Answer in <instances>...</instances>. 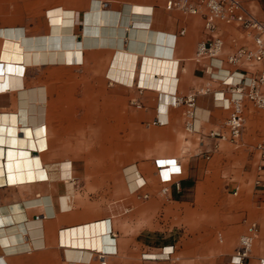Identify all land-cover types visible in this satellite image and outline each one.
I'll list each match as a JSON object with an SVG mask.
<instances>
[{
	"label": "crops",
	"instance_id": "crops-1",
	"mask_svg": "<svg viewBox=\"0 0 264 264\" xmlns=\"http://www.w3.org/2000/svg\"><path fill=\"white\" fill-rule=\"evenodd\" d=\"M166 1L0 0V62L1 45L13 40L20 45L28 38L37 44L60 34L62 48L73 47V41L87 42L79 61H34L31 49L25 50L24 87L0 90L4 92L0 94V126L12 128L16 136L14 143L0 141V175L5 179L0 182V264L1 260L5 264H234L223 259L237 244L219 243L223 238L216 239V224L237 225L239 234L252 233L257 226L259 232L243 264H263L264 160L255 144L264 138V108L244 101V128L236 141L212 133L217 129L227 133L224 120L229 110L220 107L216 97L228 96L229 86L219 77L211 78L204 64L192 58L197 43L210 37L201 15L167 8ZM241 1L264 20V0ZM216 32L223 39V54L252 43L251 35L235 24L218 21ZM76 73L84 81L102 83L99 128L132 130V149L126 155L121 137L108 142L114 146L115 166L133 162L121 168L126 184L108 193L80 187L75 180L78 162L86 158L75 152L70 133L76 122L73 106L67 103L70 92L58 86L73 80ZM219 74L226 71L220 69ZM206 87L196 94L195 127L189 130L185 104L174 103V95L183 97ZM140 129L151 130L141 142ZM182 129L190 135L177 152L170 147L176 141L173 131ZM140 144L150 147L139 153ZM155 158L165 163L157 172ZM59 161L62 178L54 166ZM178 164L181 172L166 183L168 202L221 208L225 219L214 216L179 236L140 232L138 219L125 215L136 206L139 196L135 194L144 191L156 197L148 176L169 178ZM235 171L244 177L237 206L228 201L239 191L235 185L239 181L232 179ZM137 173L145 184L134 191L140 180L135 179ZM124 201L133 202L126 205L125 214L107 212V202L122 207ZM92 237L102 248L89 245Z\"/></svg>",
	"mask_w": 264,
	"mask_h": 264
},
{
	"label": "rangeland",
	"instance_id": "rangeland-1",
	"mask_svg": "<svg viewBox=\"0 0 264 264\" xmlns=\"http://www.w3.org/2000/svg\"><path fill=\"white\" fill-rule=\"evenodd\" d=\"M74 77L73 80L64 81V83L60 84L58 87L68 89L70 92L67 103L73 106L74 118L76 121L74 123L75 127L70 130V133L74 137L75 152L82 154L86 158L85 161L82 160L78 162L81 166L75 173V180L78 181L77 185L80 187L86 185L88 190H106L103 192L108 193L109 189H112L114 186L121 183L123 185L126 184L121 168L122 166L125 167L133 163L131 160H127L123 162L124 164L122 166H115V162L112 160L113 153H115L113 149L114 146H111L108 142L113 140L116 136L121 137L124 142L122 152L126 155V153L130 152L132 149V130L114 128L100 129L98 110L100 104V89L103 88L102 83L97 80L84 81L79 79L81 75L77 73ZM48 87H50V84H48ZM84 110L85 113H83ZM149 131L151 130L140 129L138 140L140 142L146 140L147 136L145 134ZM46 132L48 133V128ZM142 132L145 136L142 135ZM173 133V138H176V141H174L170 147L174 151L180 152L184 149V137L190 134L184 129L173 131ZM136 147L137 146H134L133 148L136 149ZM146 147L150 146L140 144L138 146L139 153L141 148L145 149ZM155 147H157V145ZM156 169L155 167V171L157 172ZM232 179L239 181V184H235L239 185V191L238 194H232L228 201L237 206L241 201L239 192L243 188L244 177L240 176L237 171H235ZM148 185L154 187L157 193L156 197H148V195L143 197L142 193H144V191L139 192L135 194L136 197H139H137L136 206L132 211L126 213V205L130 207L133 202L128 201L126 203L124 201L122 207L119 203L107 202V212H122L123 214L126 213L125 215L128 217H135L138 219V229L140 232L149 230L159 236L164 232H170L172 235L179 236L196 227H202L198 223L206 221L214 216L220 220H224L226 217V213H224L221 208L214 210L196 208L194 204L191 203H169L166 194L161 191V188L165 184L160 181L158 174L153 179L151 176H148ZM165 204H167L166 207L164 206ZM214 227L216 239L218 240L220 237L223 238L221 242L218 240L219 243H225L228 240L231 246L238 244L240 234L237 232V225L225 226L216 224ZM218 232L222 235H217Z\"/></svg>",
	"mask_w": 264,
	"mask_h": 264
},
{
	"label": "built area",
	"instance_id": "built-area-1",
	"mask_svg": "<svg viewBox=\"0 0 264 264\" xmlns=\"http://www.w3.org/2000/svg\"><path fill=\"white\" fill-rule=\"evenodd\" d=\"M167 8L177 7L190 13L200 14L203 18L204 28L208 31L210 37L200 40L193 55V59L204 64L205 70L211 78H220L223 84L229 86L230 93L223 97H216L220 101V107L229 110L228 116L224 120V127L227 133L217 129L212 133L221 138H227L236 141L244 128V101H251L256 107L264 108V20L257 18L241 0H167L165 3ZM225 24H235L251 35L252 43L240 45L230 52L223 54V39L216 32L217 22ZM183 30H181L182 32ZM223 63L234 66L237 69L224 67ZM255 65L253 70L238 69L240 65ZM226 71L225 75H220L219 70ZM208 88H200L192 90L187 95L175 96L174 103L185 104V114L187 117L186 127L194 130V107L196 94ZM260 153V157L264 160V138L255 144ZM157 171L165 164L159 158L154 159ZM181 172L178 164L175 170H172L169 178L160 177V181L165 185L161 188L163 193H167L169 188L166 185L172 176ZM142 183L134 189L141 190ZM237 187L234 189L236 193ZM143 197L148 195L147 192L142 193ZM259 232L257 226L253 227L252 233H242L238 238V244L229 258H224L225 263L243 264V260L247 257L253 246L254 238ZM264 235V228H263ZM172 252L171 249L168 254ZM260 262L264 264V257L260 258Z\"/></svg>",
	"mask_w": 264,
	"mask_h": 264
},
{
	"label": "bare ground",
	"instance_id": "bare-ground-1",
	"mask_svg": "<svg viewBox=\"0 0 264 264\" xmlns=\"http://www.w3.org/2000/svg\"><path fill=\"white\" fill-rule=\"evenodd\" d=\"M59 35L60 34L55 35L53 37L52 36L45 37L44 39H41L40 43H37V44L35 43V41L33 39L25 38V41L22 40V44L20 43V45L18 43H15L14 40L12 42L6 41L7 43L1 45V50L3 51L4 54L1 55L3 60L0 62V90L1 89H3V90L16 89L19 87H24V83H23V80L21 81V78L23 76L22 72H23V68H24L25 50L31 49L30 51H31V54L33 55L34 61H40V60L79 61L81 59V48L84 45H86L87 42L86 41L85 42L84 41H75V42L73 41V47L66 48L64 46L65 48L64 47L62 48V45H64L65 43H61V41L58 39ZM50 38H55L56 39L55 42H50L49 41ZM69 44H71V43H69ZM69 44H67V45H69ZM35 47H38V48L36 49ZM51 47H54V48L51 49ZM156 52L159 53L158 51H156ZM118 55H119V53H118ZM3 93H0V94H3ZM6 101H7V98H6ZM7 126H9V125H7ZM12 131H13L12 128H6L3 126H0V141H2V139H3L6 142L14 143V138L16 136L12 133ZM54 166L56 168V173H57L58 177L62 178L63 172H62L61 162L60 161L57 162ZM2 172H3V168L1 171V165H0V174H3ZM48 175H49V173H48ZM68 177H69V179H72V164H71V162H69V164H68ZM136 178L140 179V180H137V184L134 187H138L140 184L145 182V180L140 176L139 173H137V176L135 177V179ZM4 180L5 179H4L3 175H0V182H2ZM106 223H107V221H106ZM99 229H100V227H99ZM109 229H107V230H109ZM89 235H91V234H89ZM92 238L93 239L89 240V245L94 246V248H99V249L102 248V244L98 243L97 242L98 240L96 241L95 237H92ZM98 239H99V237H98ZM113 244H114V242H113ZM110 247L111 246H109L108 249H110ZM84 250H87V248ZM88 250H92V248L90 247ZM1 263L5 264V262L3 260H1Z\"/></svg>",
	"mask_w": 264,
	"mask_h": 264
}]
</instances>
